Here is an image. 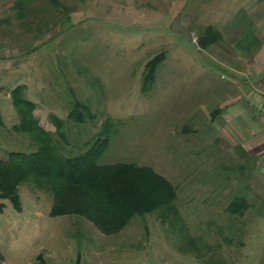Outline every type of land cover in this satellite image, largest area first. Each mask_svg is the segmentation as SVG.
<instances>
[{"label":"rangeland","instance_id":"obj_1","mask_svg":"<svg viewBox=\"0 0 264 264\" xmlns=\"http://www.w3.org/2000/svg\"><path fill=\"white\" fill-rule=\"evenodd\" d=\"M57 1L53 6L40 0L27 11L23 44L12 47L17 50L13 62L25 57L22 61L44 68L25 69L28 75L21 78L15 76L23 71L14 69L0 79V157L33 149L26 134L12 129L19 119L9 94L24 85L34 115L54 138L49 115L64 120L67 154L83 151L84 140L110 122L107 158L150 167L167 180L185 228L173 215L165 219L161 208L135 214L121 230L106 234L98 226L109 218L87 211L86 196H61V210L71 212L52 215L56 198L23 182L18 206L1 200L0 264H264V198L261 204L260 197L250 195L261 189L260 167L231 158L224 140L212 141L217 134L211 125L187 135L188 141L181 132L186 99L189 104V93L201 87L193 80L215 84L203 86L207 98L209 88L228 75L219 61L228 48L212 42L217 36L195 25L190 39L172 28L186 1L193 0ZM214 1L221 18L234 15L233 29L248 13L264 10V0ZM198 37H203L201 48ZM38 45L37 57L31 48ZM161 54L153 80L146 79L148 65ZM77 102L90 114L80 124L67 119ZM235 198L243 201L244 212L228 211Z\"/></svg>","mask_w":264,"mask_h":264},{"label":"trees","instance_id":"obj_2","mask_svg":"<svg viewBox=\"0 0 264 264\" xmlns=\"http://www.w3.org/2000/svg\"><path fill=\"white\" fill-rule=\"evenodd\" d=\"M48 1L53 6L59 4L57 0ZM206 31L217 36L212 38V42L220 40L221 36L214 27L207 26ZM202 40L203 37L197 39L200 48L203 47ZM163 57L161 54L151 60L146 79L153 80L155 66ZM24 89V85H18L10 93L11 103L19 119L12 129L18 134H26L33 149L29 152L8 151L6 159H0V210L3 198L18 206V186L30 182L34 188L42 189L56 198L50 211L52 215L71 212L70 209L61 210V196L69 192L86 196L90 204L87 211L95 209L109 218V222L98 226L106 234L121 230L135 214L154 212L161 208V215L165 219L173 215L185 228L172 203L176 199L174 187L153 169L133 163H98L113 134L110 122H104L101 129L83 143V151L67 154L64 120L54 114L49 115L55 128L54 138L51 131L37 120L33 112L34 104L24 97ZM86 118H90L89 108L79 102L67 114V119L76 124L84 123ZM242 202L240 198L232 200L228 205L229 211L232 214L239 210L242 212Z\"/></svg>","mask_w":264,"mask_h":264},{"label":"crops","instance_id":"obj_3","mask_svg":"<svg viewBox=\"0 0 264 264\" xmlns=\"http://www.w3.org/2000/svg\"><path fill=\"white\" fill-rule=\"evenodd\" d=\"M39 1L0 0V61L4 62L0 67V79L7 78V74L8 76L12 75L14 69L23 71L18 77L15 76V78H21L22 75H28V72L24 71L25 69L44 68L40 63L30 64L27 60L25 61L27 63H25L22 61L25 60V57L13 62L12 57V53L17 51L16 49L12 50V47L23 44V37L20 35L24 33L25 26L23 27V23L29 18L27 11ZM41 2L46 3L45 0H41ZM216 3L214 0L186 1L184 9L179 13L180 21L192 36L195 34L192 30L193 26H211L219 32L221 43L228 48L226 58L223 61L219 60L228 75L222 78L224 82L219 83L216 88H209L207 98L204 96L205 88L203 86L215 84L207 78L200 81L193 80L192 85H200L201 87L189 93L191 95L189 104H187L188 98L186 99V105L184 104V111L181 115L186 118V123L181 126V132L189 136L197 134L204 130L206 126L211 125L213 132L217 134L212 141L224 140L231 158L234 160L238 158L245 159V161L249 160L251 164L255 161V165L260 167L261 189L259 194L253 192L250 195L260 197L261 204H263L264 120L254 115L251 101L264 102V10L258 9L256 12L248 13L245 16V22L238 28L233 29L234 26L231 25V21L234 15L227 20L225 19L227 17L221 18L220 7L217 8ZM37 18L35 19L37 20ZM40 46L31 48L33 55L40 56L42 51V48L39 50ZM7 60H9L8 63ZM50 65L53 67L55 64L52 62ZM9 93L7 89L6 94ZM95 133L93 131L87 140L92 138ZM188 136L185 139L186 141L190 140ZM87 140H84V142ZM194 141L200 143L199 139ZM197 147L198 149L204 148L201 144ZM107 148L100 156L101 158L104 155V160H98V163L135 164V162L130 161L121 162L108 159ZM0 159H6V157L1 156ZM234 180L236 179L234 178ZM249 191L252 192L250 188ZM244 211L243 209L242 212ZM0 261L3 262L1 255Z\"/></svg>","mask_w":264,"mask_h":264},{"label":"built area","instance_id":"obj_4","mask_svg":"<svg viewBox=\"0 0 264 264\" xmlns=\"http://www.w3.org/2000/svg\"><path fill=\"white\" fill-rule=\"evenodd\" d=\"M251 105L254 115L257 118H262L264 120V102L251 101Z\"/></svg>","mask_w":264,"mask_h":264},{"label":"water","instance_id":"obj_5","mask_svg":"<svg viewBox=\"0 0 264 264\" xmlns=\"http://www.w3.org/2000/svg\"><path fill=\"white\" fill-rule=\"evenodd\" d=\"M172 28L174 30H178L182 33H184L185 35H187L190 39L192 38L190 32L180 23V17L178 16L174 22V24L172 25Z\"/></svg>","mask_w":264,"mask_h":264}]
</instances>
